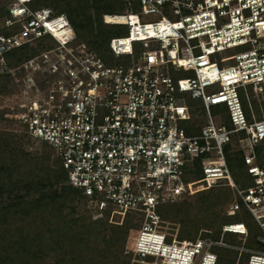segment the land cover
I'll return each instance as SVG.
<instances>
[{
  "label": "built area",
  "instance_id": "obj_1",
  "mask_svg": "<svg viewBox=\"0 0 264 264\" xmlns=\"http://www.w3.org/2000/svg\"><path fill=\"white\" fill-rule=\"evenodd\" d=\"M8 1L0 74H10L19 89L15 119L52 147L93 219L115 230L130 221L124 253L141 264H216V248L224 247L248 253L246 264H264L263 250L223 240L226 232L245 237L243 222L222 225L219 239L200 232L168 240L160 214L166 203L229 188L227 215L243 205L264 231V161L256 149L264 145V115L254 116L250 102L256 98L263 109L264 0H125L124 8L102 13L104 24L126 30L109 39L110 62L78 39L65 13ZM151 15L156 19L147 20ZM45 36L51 40L44 48L10 66L7 52ZM192 99L201 101L205 125ZM213 106L225 111L218 124ZM189 122L198 133L186 130ZM233 139L245 187L226 159Z\"/></svg>",
  "mask_w": 264,
  "mask_h": 264
},
{
  "label": "trees",
  "instance_id": "obj_2",
  "mask_svg": "<svg viewBox=\"0 0 264 264\" xmlns=\"http://www.w3.org/2000/svg\"><path fill=\"white\" fill-rule=\"evenodd\" d=\"M8 3V0H0L1 22L9 16ZM30 6L33 9L48 7L56 13H65L78 39L86 41L107 62L113 58L109 53V39L116 31L126 32L123 25H109L102 21L104 10L122 9L125 0H32ZM7 33L9 30L0 26V34ZM49 40L51 38L45 36L36 45L25 44L15 48L7 52L5 58L10 66H15L44 48V41ZM12 83L10 74H0V94L6 93ZM241 100L247 118L252 120L248 101L243 94ZM250 102L257 107L254 99H250ZM218 110L219 113L225 112L223 107L218 106ZM4 115L0 113V119ZM29 142L38 143L39 149L27 151L25 145ZM236 147L234 139L226 146L228 165L236 161L245 168L240 153L234 151ZM256 149L258 160L264 161V145H258ZM246 183V186L249 185V179ZM200 194L202 196L197 200L209 203L210 208L200 213L199 222L205 226L218 225L217 232L211 234L208 231L204 236L219 239L222 225L228 224L222 222L224 217L233 216L224 214L220 218L219 211L231 198L220 197L219 189ZM81 200L80 192L66 182L61 161L48 143L35 141L25 131L19 133L13 129H0V264H141L130 263L124 253L127 230L132 225L130 221L125 220L119 230H110L104 219H93L90 210L79 212ZM182 205L186 211L184 221H180L176 215V209L184 208ZM182 205L175 207L176 211L170 219L161 215L163 226L178 220L183 225L189 223L194 229L198 228L192 223L194 217L189 215L193 204L185 201ZM180 229H177V233ZM227 233L233 234V240L241 245L237 234ZM261 233L264 236L262 230ZM171 237L172 234H168V240ZM252 237L247 227L244 238L248 241ZM256 241L260 249L263 248L264 239ZM219 248L223 247L216 248V264L225 261ZM225 249L236 254L232 264H246L248 253Z\"/></svg>",
  "mask_w": 264,
  "mask_h": 264
},
{
  "label": "rangeland",
  "instance_id": "obj_3",
  "mask_svg": "<svg viewBox=\"0 0 264 264\" xmlns=\"http://www.w3.org/2000/svg\"><path fill=\"white\" fill-rule=\"evenodd\" d=\"M147 20H155L156 16L155 15H151L148 16L146 18ZM2 22L0 20V26H1ZM125 34V32H120L117 31L114 32V36H120ZM243 49V48H242ZM237 50L239 49H234L231 50L230 53L233 52H237ZM241 50V49H240ZM19 89L17 88L15 83H12V85L9 86L8 91L6 93H2L0 94V113L6 114L4 115L3 119H0V129H13L19 133L23 132L22 127L20 126V124L17 122V120L15 119V114L19 111L18 107H17V98L19 97ZM255 102H257L259 100H256V98H254ZM261 104L263 105V109L260 110L257 107H255V105H253L255 108L252 110V113L254 116L258 117L259 115H264V100L260 101ZM189 104H193L198 106V109L200 110L199 112L203 111V108L201 107V101L199 99H192L188 101ZM257 110H259V112H257ZM211 115L214 117V120L216 122V124H218V119L216 117V115H219V110H218V106H213L210 109ZM225 113V112H224ZM222 114V113H221ZM199 119H197V121L199 120V124L205 125L207 123V117L205 116V113L202 112L201 115H199ZM194 122H196L194 120ZM185 128L188 132L190 133H198L199 132V128L197 126H193V122H189L187 124H184ZM40 145L36 142H29L25 145V149L27 151H34L36 149H39ZM261 152H263L262 150H259ZM229 168H230V173L232 175L233 180L238 183L239 185H241L242 187H245L247 184L246 180H248V175L246 174L245 168L244 166L241 165L240 162H236L233 161L229 164ZM200 175V171L196 170L193 172V175L191 173V175L189 176V179H195L196 177H198ZM219 189V191L221 192L220 197L223 198H231L229 200V202L233 199V194L232 192L229 191V189L227 188H216ZM213 189V190H216ZM200 196H202V194H198V195H194L192 197L186 198V199H182L181 201L178 202H174V203H166L163 205V207L160 210V214L164 215L166 218L170 219L172 218V216L174 215L175 211L177 212L176 215H178V219H180V221H184L186 218V211H185V207L184 204L185 201L190 202L193 204V208L190 210V214L192 217H194V221L192 222L193 224H195V226H198L197 229H194V227L192 226V224L189 223H185L186 225H183L181 222H179L178 220L172 221V223H166L165 226V230L168 232V234H172L175 235L178 239L179 238H185V239H194L196 238L200 232H202V235H204L205 232H211V234L217 232L218 230V225H213V226H205L203 225L201 222H199V218H201L202 211L206 210L207 208H210L208 206L209 203H201L200 200H197L198 198H200ZM224 205L223 208H220V218L223 217V215H227L226 210L228 208V204ZM179 205H182V207L180 210L176 209L175 207H178ZM211 206V205H210ZM212 207V206H211ZM176 209V210H175ZM84 210L89 211L88 207L85 204V201L82 199L79 205V212L82 213ZM89 213V212H88ZM236 221H242L246 227L249 228L250 232L253 234L252 239H249L248 241L245 240L244 237L242 236H238L236 235L238 240H241V245L244 244L245 247H252L255 249H260V245H258L257 240L260 239H264V236L261 233L260 228L258 227L257 223L255 222V220L253 219L252 215L247 211V209L241 205V208L239 210H237L235 212V214L231 217H224L223 219V223H229V222H236ZM182 226V228L180 229V227ZM108 228L110 230H115L116 227L114 225H109L108 224ZM177 229H180V232L177 233ZM263 231V230H262ZM264 232V231H263ZM234 235L227 233L225 234V241L226 242H230L231 244H237L236 246H240V242H236L235 240H233ZM125 243V242H124ZM263 248H261L260 250L264 251V246H261ZM217 250V249H216ZM218 251H220L222 254H224L225 256V261L222 262L221 264H232V261L234 260L235 255H233L231 253V251H228L227 249L223 248H219ZM126 258L130 259V263H135L136 261L133 259V257L126 255Z\"/></svg>",
  "mask_w": 264,
  "mask_h": 264
},
{
  "label": "bare ground",
  "instance_id": "obj_4",
  "mask_svg": "<svg viewBox=\"0 0 264 264\" xmlns=\"http://www.w3.org/2000/svg\"><path fill=\"white\" fill-rule=\"evenodd\" d=\"M175 255H176V254L174 253V257H175Z\"/></svg>",
  "mask_w": 264,
  "mask_h": 264
}]
</instances>
